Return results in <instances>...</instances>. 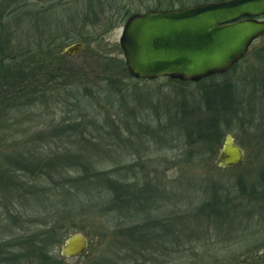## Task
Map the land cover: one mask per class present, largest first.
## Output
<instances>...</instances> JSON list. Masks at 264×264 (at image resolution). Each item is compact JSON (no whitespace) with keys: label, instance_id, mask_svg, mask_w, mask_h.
I'll return each instance as SVG.
<instances>
[{"label":"rangeland","instance_id":"374dc122","mask_svg":"<svg viewBox=\"0 0 264 264\" xmlns=\"http://www.w3.org/2000/svg\"><path fill=\"white\" fill-rule=\"evenodd\" d=\"M6 4L0 65L22 62L30 82L8 89L11 80H0V100L23 91L18 105L0 103V168L18 183L13 191L0 182L1 236L8 234L3 226L20 233L23 220L41 224L52 218L62 224L59 234L81 233L89 246L80 257L63 258L69 235L57 237L51 264H264V36L229 72L209 81H141L126 78L116 65L124 60L119 40L127 19L121 15L155 10L157 0ZM75 44L84 48L68 57L64 51ZM11 54L22 57L14 61ZM225 81L241 102L223 117L221 131L224 141L233 136L245 159L221 169L217 157L224 141L214 152L213 138L197 143L195 126L204 116L202 84ZM74 155L94 166L89 175L105 171L109 180L129 184L131 205L123 203L120 210L112 204L106 184L103 192L79 191L81 173L69 166ZM215 196L218 206L203 212ZM11 213L17 221L7 222ZM167 218L185 239L175 248L179 260L172 250L166 253L168 237L158 240V227H146L152 220L164 226ZM131 226L145 229L151 239L146 247L125 233Z\"/></svg>","mask_w":264,"mask_h":264},{"label":"water","instance_id":"95a60500","mask_svg":"<svg viewBox=\"0 0 264 264\" xmlns=\"http://www.w3.org/2000/svg\"><path fill=\"white\" fill-rule=\"evenodd\" d=\"M264 0H227L173 10L131 15L119 40L129 75L153 81L168 77L199 82L229 72L264 36ZM84 46L64 51L70 57ZM219 168L240 166L245 153L228 135L217 157ZM88 239L70 235L61 247L63 258L86 253Z\"/></svg>","mask_w":264,"mask_h":264},{"label":"trees","instance_id":"16d2710c","mask_svg":"<svg viewBox=\"0 0 264 264\" xmlns=\"http://www.w3.org/2000/svg\"><path fill=\"white\" fill-rule=\"evenodd\" d=\"M7 1L8 0H2V4L0 3V11L2 10L0 12V40H4L3 37H6L5 36L6 24L4 23V19L6 15L4 13L7 9L6 10L4 9L7 6L6 4ZM165 1H169L166 7L164 3ZM219 1H227V0H214V1H210V0H180V1L179 0H157L158 6L155 8V10L174 9L172 7L175 5V3H179L182 8H185L190 5L212 3V2H219ZM88 2H90V0H88ZM167 7H170V8H167ZM94 8L95 7L93 5L90 6V11H92ZM96 14H98L96 13V11L88 13V15L91 18H93ZM131 15H132L131 12L126 11L121 16L123 20H126ZM0 45H1V42H0ZM2 56H3V53H2ZM20 57H22V54H18V55L11 54L10 55V59L14 61L17 58L20 59ZM3 59H4L3 61L6 60L5 57ZM1 60L2 59H0V63H1ZM107 63L112 64L113 60L110 59L107 61ZM22 65H23L22 62H18L17 64H14L13 66H9L8 69H6V67H3V62H2V65H0V72H5L4 74L0 73V80H5V81L11 80V82L8 83L9 84L8 89L13 88L14 86H21V85L27 88L28 82L30 81L28 78H26L25 70L22 68ZM116 65L122 68V71H123L122 74L126 78L134 79L129 75L123 59L118 60ZM211 79H213V77L204 79L200 82H203V81L206 82ZM26 80H28V82ZM169 81L173 82L172 79H169ZM205 84L206 83L202 84L203 85L202 98L204 102V108H202L199 111V113L203 111L204 116L199 121L198 126H195L199 133V136L197 138V143L201 145H206L209 142V140L213 138L211 141L214 142L213 144L217 143L216 148H214L215 149L214 152L217 153L221 149V145L223 144V141H224V137L222 133L223 131H221L222 129H221L220 123L223 122V117L226 114H230V112L233 113V111L235 112L236 107L240 105L241 101L237 99L236 95H234L233 87L229 81H225L222 84H218V83H212L210 85L209 84L205 85ZM22 92L23 91H20V89L15 90L12 92V95H8V97H5V98L3 97V99L0 100V103L5 105V101H6V103L8 104L11 103L13 105H18V101L20 100V96ZM14 107H18V106H14ZM182 107L185 109V111L188 110L187 109L188 107L185 104H182ZM16 111L20 113L21 107L16 109ZM72 157L73 158L71 160V163H69V166H71L72 168L75 167L76 170L80 171L81 173V176L77 178V180L75 181V186L77 187L79 191L88 192V189H89L91 190V192H94V190H96L97 192L100 189V192H103L100 187L106 184L108 186L107 190L113 196L111 200L112 204H115V203L119 204L120 210L122 209L121 204L123 203H125V206L131 205L132 196L130 195L131 191H128V189H130L131 187L129 184H123L117 180H109L110 177L109 176L107 177V175L109 174L108 172H105V171L94 170L95 174L92 173L91 175H89L92 169H95L94 166L86 164L77 155H74ZM20 167L24 168L22 164H20ZM25 169L26 170L30 169V167L26 166ZM5 171L4 169L1 170L0 168V176H1L0 182L5 183L6 188H9L13 191L16 190L18 183L15 182L16 180H13L12 176L10 178V176L7 175ZM19 172H22V171H19ZM102 181H103L102 184H98V182L100 183ZM261 185H262V188L264 189V173L262 174V184ZM22 187H24V185H21V188ZM13 191H10L9 193L12 194L14 193ZM241 192L245 193V186H242ZM133 198L135 199L137 198V196L133 195ZM127 199H128V202H127ZM151 199L152 198H148V203L153 202V200L151 201ZM217 199L218 197L215 196L211 200L212 202H207V205L205 206V209L203 212H207V210H209L211 207L216 208V206L218 205L215 203V200ZM50 205H52V203ZM199 210L201 211V209H198V211ZM215 213H218V212L216 211ZM214 216L215 214H213V216H210V218ZM8 217H10V215ZM21 218H23V214L22 216L21 214L19 215V219ZM31 218H35V217H31ZM6 220L7 222L9 220L11 222L17 221L15 216L12 215V213H11V218H8ZM164 221L165 223H167L168 221H170V218L164 219ZM171 223H174V218L172 219ZM146 224H147L146 227L151 226L150 228H155V229L158 227V235H159L158 240L160 239L161 236L165 238L168 237L171 247H169L168 249L165 247L166 253L168 252V250L169 251L172 250V257L173 256L177 257L176 259L179 260L180 258L175 254L179 251L175 250V248L180 243H183V244L185 243V239L181 238L182 237L180 235L181 233L178 230L177 231L174 230L172 228V225L171 226L169 225V222L168 224L164 226L161 225V220L148 221ZM19 225H21V230H22V231L20 230L21 231L20 233H18L19 231L15 232L14 230H12L14 229L15 226L6 225L2 227V229L3 230L5 229L8 232V234L5 235L4 237H2L0 234V264H51L52 262L51 260L53 258L51 257V252L53 251V248H54V243H55L54 240H56L57 237L59 240L60 239L65 240L66 234L70 236L72 232V231H67L65 232L64 236L59 234V232L63 229L62 224L58 225L57 219H52V218H49V220H47L46 222H41V224H39V222L38 223H31V222L27 223L26 221L23 220L22 222H19ZM163 227H165L166 229H164ZM142 228L141 226H131L126 230L125 233H127L128 235L132 237H135L137 235L135 237V240L136 239L139 240V243H140L139 246L146 247L147 245L146 242H151V239L149 235L147 236L146 233L144 232L145 229L143 228L144 230H142ZM155 235L156 233L152 234L153 237ZM155 240L157 241V238H155ZM168 240L166 239L165 242H167ZM133 264H138V263H133Z\"/></svg>","mask_w":264,"mask_h":264},{"label":"flooded vegetation","instance_id":"af4514ba","mask_svg":"<svg viewBox=\"0 0 264 264\" xmlns=\"http://www.w3.org/2000/svg\"><path fill=\"white\" fill-rule=\"evenodd\" d=\"M259 19H260V20H261V19L263 20L264 17H263V18L261 17V18H259ZM252 45H253V44H252ZM246 55H247V54H246ZM235 66H236V65H235ZM165 78L170 79V78H168V77H165ZM219 152H220V151H219ZM218 155H219V153H218Z\"/></svg>","mask_w":264,"mask_h":264}]
</instances>
